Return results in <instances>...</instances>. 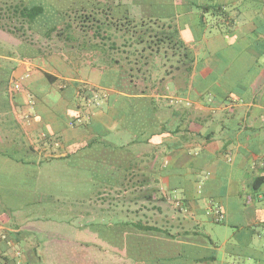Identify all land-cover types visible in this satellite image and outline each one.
Here are the masks:
<instances>
[{"label": "crops", "instance_id": "0c3cea01", "mask_svg": "<svg viewBox=\"0 0 264 264\" xmlns=\"http://www.w3.org/2000/svg\"><path fill=\"white\" fill-rule=\"evenodd\" d=\"M154 2L173 12L192 53L194 70L185 82L152 92L159 116L169 120L168 132L153 138V148L165 157L160 187L168 197V211L175 209L167 217L175 237L157 233L130 256L139 264H148V259L152 264H264V0ZM9 37L12 56H0L14 67L8 84L0 85V163L12 165V156L26 162L40 158L47 129L63 131L66 141L83 134L68 126V116L75 110L73 115L82 119L85 97L76 83L85 82L71 66L67 68L65 58L55 63L61 73L44 64L39 53L32 56L25 51L20 56L22 46L38 49L12 34ZM0 52L9 54L1 48ZM47 72L58 77L50 85L59 98L53 107L54 98L28 92L40 90ZM115 92L107 90V94ZM106 108L107 112L100 106L90 111L112 127V107ZM84 144L70 145L68 151ZM150 147L142 144L139 149ZM3 174L4 180L10 179L12 172ZM206 220L216 227L201 230ZM40 222L21 228L35 231L40 240L41 233L31 227ZM10 232L12 214L0 205V237ZM27 250L35 255L33 249ZM27 250L20 256L25 261ZM7 254L12 256V248ZM36 259L35 255L30 261Z\"/></svg>", "mask_w": 264, "mask_h": 264}, {"label": "trees", "instance_id": "16d2710c", "mask_svg": "<svg viewBox=\"0 0 264 264\" xmlns=\"http://www.w3.org/2000/svg\"><path fill=\"white\" fill-rule=\"evenodd\" d=\"M133 1L141 8L138 17L132 16L129 6L121 1L99 0L89 6L57 12L62 22L41 33L36 25L45 11L43 5H30L24 0L0 2V29L38 49L36 52L24 50L22 46L18 52L20 56H24L25 51L32 56L39 53L43 63H50L53 69H57L56 62L65 58L72 72L76 71L75 62L80 60L98 66L102 78L100 85L91 88L93 93L88 87H82V82H77L76 86L87 103L97 104V109L99 98L106 97L114 121H131L130 127L122 124L118 125V130L126 127L133 135L125 143L110 140V126L95 118L92 112L87 113L83 121L73 115L74 110L67 117L68 126L83 134L66 141L63 131L47 129L40 142L43 152L40 158L26 162L12 156V164L18 171L24 170L25 177L20 183L22 195H14L12 191V198L22 201L25 207L20 212H12V232L7 234L12 244L6 234L0 237V264H47L38 251L41 243L36 232L21 228L31 221L65 222L80 230L96 228L115 235L112 237L119 236V246H123L124 233L132 229L175 237L167 219L163 225L154 219L155 214L169 209L168 197L160 187L165 157L158 156V150L153 148V138L168 132L169 120L159 116V103L152 92L185 82L194 70V61L167 5L163 9L154 0ZM55 40L58 42L54 43ZM3 55L12 56V52H0V56ZM158 55L163 56L159 79L153 78L151 71ZM13 68L8 59H0V85L8 84ZM57 78L47 72L41 84L43 89L40 87L33 92L29 87L25 89L31 95L54 98L53 107L59 98L50 90V85ZM109 89L117 92L107 94ZM168 104L166 101L165 105ZM143 113L145 118L134 125ZM57 143L64 145L56 146ZM76 143L85 144L68 151V147ZM142 144L151 147L147 151L140 150ZM62 153L65 154L57 155ZM82 171L88 177L81 178ZM1 203L2 199L1 207L8 208L7 203V206ZM10 248L12 256L7 254ZM28 248L34 250L36 261H25L19 256ZM146 262L152 264L154 261L148 259Z\"/></svg>", "mask_w": 264, "mask_h": 264}, {"label": "rangeland", "instance_id": "374dc122", "mask_svg": "<svg viewBox=\"0 0 264 264\" xmlns=\"http://www.w3.org/2000/svg\"><path fill=\"white\" fill-rule=\"evenodd\" d=\"M2 1L6 0H0V2ZM24 1L30 5L40 4L44 6L45 11L38 17L39 24L36 25V28H38V31L41 33L42 31H44V29L46 30L47 28L59 25L62 22V18L57 12L70 7H82L86 5L89 6L99 0ZM118 1H121L129 6L132 16L138 17L139 15H141V8L137 3H134L133 0H116V2ZM9 35L10 33L0 29V48L12 52L13 45L10 41L7 40L10 39L12 41V38L9 37ZM55 42L57 43L58 40H55L54 43ZM60 53H62V55L64 56L63 52ZM162 57V55H158L152 64L151 71L153 78H158L161 75L160 72H162V70L160 67L162 65ZM0 59L6 60L7 58L4 57ZM75 69L77 72L76 77H80V79L84 80L85 82L84 84H82V87H88L91 89L92 87L100 85L102 72L98 66H94L93 64L89 63V61L80 60L79 62H75L74 70ZM21 83H24V80H21ZM82 99L83 108L82 110H80V112L83 114V117L81 120L85 121L87 117L86 114L92 112L95 107H97V104L95 102L86 103V100L83 97ZM106 100V97L99 98L98 107L100 106V109L103 108V110L107 112L108 109L106 107L108 106ZM69 103L71 102H65V105ZM87 108L89 111L85 112ZM137 118V122H135L134 125H137L140 121H142V119L145 118V114L143 113ZM123 122L124 121H121L119 123V121L113 120L112 127L110 126L112 132H110V134L108 135V138L110 140L116 139L118 142L125 143L128 139L132 138L133 135L128 128L125 127V129L123 130H118V125L123 124L127 125V127L131 126L130 120H128L126 123ZM5 172H12L10 179L4 180V176L6 174L3 173ZM23 172L24 170L18 171L14 164L11 165L0 163V184H2L3 186H0V196L6 195V200L3 197H0V199L3 200V203L1 204L6 206L8 204V208L11 214L12 212H20L21 210H24L25 207V205H22V201H14V198H12V195H10V192L12 191H14V195H22L23 191L20 189H23V187L22 185H20V183L22 184L23 179L25 178L23 176ZM81 175V178L88 177L83 171L81 172ZM75 186L77 187L78 184H76ZM6 190L8 191L6 192ZM170 196L173 197L174 194L170 193ZM11 200L13 201L11 202ZM174 210L175 209H172L171 212L166 210L162 214H155L154 219L157 220L156 223H158L159 225L165 224L164 219H167L170 213L175 214ZM151 222L155 221L152 220ZM209 223L210 222L206 220L205 224L201 227V230L209 231L212 230V228L216 227L214 224L211 228L209 226ZM31 227H34L35 230L41 233L40 240H42V244H40L38 251L39 253H41L47 264H139L138 262L134 261L130 255L136 254L137 251H140V248L138 247H140L139 245L141 243H151L153 241L154 235H156V233L152 234V232H141L132 229V231L124 233L125 238L123 241V246H119V236L112 237L115 235H110L108 234V232H102L96 228H84L80 230L78 228H75L74 226L65 224V222H40L38 226L37 224H31ZM143 250L148 249L147 247H143ZM27 252L28 254H26L25 256L29 260H32L35 255L28 250ZM22 253L24 252H21L19 256H22Z\"/></svg>", "mask_w": 264, "mask_h": 264}]
</instances>
